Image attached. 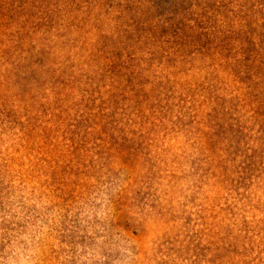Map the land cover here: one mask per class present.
Here are the masks:
<instances>
[{"label": "rangeland", "instance_id": "1", "mask_svg": "<svg viewBox=\"0 0 264 264\" xmlns=\"http://www.w3.org/2000/svg\"><path fill=\"white\" fill-rule=\"evenodd\" d=\"M0 264H264V0H0Z\"/></svg>", "mask_w": 264, "mask_h": 264}]
</instances>
